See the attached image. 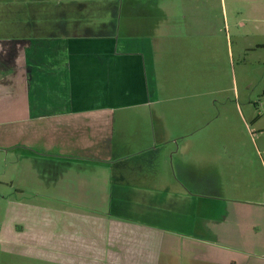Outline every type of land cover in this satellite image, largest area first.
<instances>
[{"label": "crops", "instance_id": "obj_1", "mask_svg": "<svg viewBox=\"0 0 264 264\" xmlns=\"http://www.w3.org/2000/svg\"><path fill=\"white\" fill-rule=\"evenodd\" d=\"M105 1L111 14L87 11L90 4L102 5L97 0H18L27 6V17L12 24L19 22L25 30L0 32V126L16 125L19 162L24 164L17 190L30 199L21 204L36 209L30 224L37 221L32 228L27 223L12 230H34L37 241L40 219L55 216L65 218L61 225L76 232L108 225V239L120 247L116 227L131 226L122 256L114 249L99 256L106 251L87 247L93 264H174L172 253L181 256V264L190 256L192 264H253L250 258L260 264L264 158L233 161L232 152L242 144L239 126L227 117L224 126L202 125L198 96L176 90L175 67L184 72L179 63L192 65V56L199 57V19L188 8L187 13L172 11L173 3L166 0ZM262 5L263 15L254 22H264V0ZM122 6L134 8L127 12ZM12 12L20 15L19 9ZM254 46L247 50H264V40ZM233 106L246 128L236 99ZM259 117H251L253 124ZM129 120V132L140 134L145 144L140 146L146 147H139L138 156H118L125 148L116 138L128 128L122 132L115 127ZM169 146L175 148L165 149L172 153L171 170L169 158L158 154ZM261 146L264 152V141ZM106 197L113 199V210L160 211L161 226L111 220L105 208L112 201ZM59 253L32 256L90 264L87 258Z\"/></svg>", "mask_w": 264, "mask_h": 264}, {"label": "rangeland", "instance_id": "obj_2", "mask_svg": "<svg viewBox=\"0 0 264 264\" xmlns=\"http://www.w3.org/2000/svg\"><path fill=\"white\" fill-rule=\"evenodd\" d=\"M18 0H0V32L4 34H21L25 27L20 26V18L27 17L26 5L17 3ZM25 2L26 0H22ZM102 3L97 5H89V11L95 15L111 14L109 6L104 5V0H97ZM118 0H107L109 4ZM190 1V2H189ZM20 2V0H19ZM173 3L171 10L177 13H190L193 17L199 19V29L202 31L200 36L201 46L198 48L197 57L192 56L195 62L187 65L180 62V67H175L178 89L177 92L183 95H197L200 99L201 124L216 126L226 125L228 121L235 126H239V141L242 143L237 149L232 152L231 159L238 161L240 158L258 160L259 156L264 158L261 141H264V132L260 135L257 129H264V50L248 51L247 47H255V43L264 40L262 31L264 30V22H254L255 17L263 15L262 0H166L165 3ZM24 6L19 8V6ZM51 7V6H50ZM112 7V6H110ZM126 11L132 6H122ZM20 10V15L15 10ZM159 12L161 10L156 9ZM75 12V10H74ZM142 12V8H138L137 14ZM260 12V13H259ZM197 46H195L196 48ZM197 49V48H196ZM255 49V48H254ZM232 52V56H231ZM246 54V55H245ZM240 55L245 56L246 61L241 62ZM200 59V60H199ZM174 68V67H173ZM175 76V77H176ZM236 94V98L234 97ZM234 99L242 109V115L247 122V130L241 122V116L234 109ZM190 100H193L192 98ZM197 102V101H195ZM191 102V103H195ZM251 112V113H250ZM260 119L257 124H253L251 117L258 114ZM6 120V117H1ZM173 118L170 117V121ZM5 122L4 124H7ZM131 120L128 122H120L115 129L123 130L127 127V133H122L116 138L123 142L118 156H138L140 155L139 147L145 145L143 140H140V134H133L131 129ZM16 128V125H13ZM170 126H173L170 124ZM3 131H14L11 133L0 131V264H67L50 262L48 260H40L35 258L36 255H48L55 252H60L62 255H70L76 258H87V262L93 264V260L87 253L89 251L104 250L98 255L113 252V249L120 252L126 247V243L131 241L130 230L131 226L119 225L116 231L121 233L122 245L118 247L111 243L108 239V225L105 228H90L84 230H70L61 225L65 218L50 216L47 220L41 218L40 225L37 229L41 233V239L35 240V231L30 229L12 230L15 226L21 228L28 223L31 228L37 223L32 220L36 215V209L24 206L22 201L28 202L30 199L18 193L20 188L19 177L17 175L24 172L23 165L19 162L21 152L18 153L16 145L15 128H8V125ZM8 128V129H7ZM7 129V130H6ZM257 143V148H253V143ZM166 150H175L173 146L161 148L158 152L163 158H169L168 168L171 170L170 157L172 153ZM142 152V151H141ZM153 151L147 153V158H152ZM164 153L165 156H164ZM157 154H154L156 156ZM168 155V156H167ZM224 158V157H223ZM167 167V166H165ZM27 172V169H26ZM102 200V199H101ZM100 200V201H101ZM106 201L111 202L110 208L106 206V217L116 221L114 218H121L125 222L146 221L161 226V212L156 211L151 214L137 211L134 208H126L121 211L113 210V199L106 197ZM125 201L122 200V203ZM30 203V202H28ZM135 204V203H134ZM112 206V207H111ZM144 211V210H143ZM43 215V213H40ZM150 218H147V216ZM157 216V219L155 218ZM50 219V220H49ZM112 229V228H111ZM32 231V234L30 233ZM161 231V230H160ZM177 231V230H176ZM75 234H72V233ZM37 234V232H36ZM158 236V231L153 232ZM80 241L78 245L70 246L69 243ZM181 241V239H180ZM38 243V244H37ZM153 249H156V243ZM88 245V246H86ZM86 246V247H85ZM78 247V248H77ZM171 248L174 246H170ZM66 248V251H65ZM77 248V249H75ZM86 248V249H85ZM97 248V249H96ZM179 246L174 248L178 252ZM182 248V246L180 247ZM176 259L174 264H181V256L172 253ZM78 256V257H77ZM178 257L181 259L178 261ZM183 258V257H182ZM190 260L182 261V264H192ZM260 264H264V252L260 251ZM253 264L256 263L255 258H250ZM96 262V261H95ZM98 264H113L112 261H99Z\"/></svg>", "mask_w": 264, "mask_h": 264}, {"label": "built area", "instance_id": "obj_3", "mask_svg": "<svg viewBox=\"0 0 264 264\" xmlns=\"http://www.w3.org/2000/svg\"><path fill=\"white\" fill-rule=\"evenodd\" d=\"M263 204H264V202H263Z\"/></svg>", "mask_w": 264, "mask_h": 264}]
</instances>
